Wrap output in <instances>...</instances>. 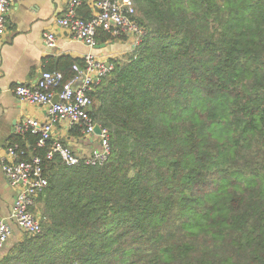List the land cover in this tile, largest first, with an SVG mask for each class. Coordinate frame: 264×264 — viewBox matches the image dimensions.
Wrapping results in <instances>:
<instances>
[{
  "label": "trees",
  "instance_id": "obj_1",
  "mask_svg": "<svg viewBox=\"0 0 264 264\" xmlns=\"http://www.w3.org/2000/svg\"><path fill=\"white\" fill-rule=\"evenodd\" d=\"M133 1L144 39L89 94L107 161L67 166L16 136L48 186L41 232L0 264H264V0ZM62 64L46 71L65 83L85 67Z\"/></svg>",
  "mask_w": 264,
  "mask_h": 264
},
{
  "label": "built area",
  "instance_id": "obj_2",
  "mask_svg": "<svg viewBox=\"0 0 264 264\" xmlns=\"http://www.w3.org/2000/svg\"><path fill=\"white\" fill-rule=\"evenodd\" d=\"M15 1L0 0V34L6 29L7 16ZM80 5V0H72L67 12L56 21V25L91 50L99 46L97 36L100 30L114 37L126 36L131 40L132 51L142 43L146 31L135 20L136 8L133 0H96V13L90 19L77 17L76 12ZM57 40L55 32H45L44 43L48 48H56ZM84 61L85 67L75 65L73 70L76 74L66 83L61 72L44 71L35 86L21 85L14 89L20 101L42 106L46 110L45 120H29L18 127L19 134L31 133L39 136V147H45L51 141L54 128L60 124L71 130L79 129L87 137L99 138L100 146L83 158L76 156L61 141L53 142L48 159L52 160L59 154L67 166H77L82 160L89 166L102 165L111 151L108 130L101 128V135L95 132L100 125L90 115L92 100L89 94L114 70L115 64L93 53L86 55ZM9 156V159L2 161L3 173L10 186L17 188L19 192L12 212L0 222V251L8 243L14 227L30 235L41 232L40 221L32 208L48 186L40 158H32L30 162L20 161L15 148L9 150Z\"/></svg>",
  "mask_w": 264,
  "mask_h": 264
},
{
  "label": "crops",
  "instance_id": "obj_3",
  "mask_svg": "<svg viewBox=\"0 0 264 264\" xmlns=\"http://www.w3.org/2000/svg\"><path fill=\"white\" fill-rule=\"evenodd\" d=\"M72 0H16L7 16L6 29L0 34V222L12 212L19 190L8 183L2 169V161L9 159L12 141L18 127L29 120H45L46 110L19 100L14 89L17 86H35L41 74L48 70H64L65 58L85 62L84 58L93 53L104 60L123 59L132 52L131 40H114L99 44L91 50L83 42L57 27L56 21L62 18ZM77 17L92 18L96 13V0H80ZM57 35V47L48 48L44 43L45 32ZM78 130H71L64 124L54 128L50 142L61 141L76 156H89L100 146L98 137L76 136ZM37 209L38 206L36 205ZM39 215V213H37ZM22 231L17 227L5 248L0 251L2 259L7 249L18 242Z\"/></svg>",
  "mask_w": 264,
  "mask_h": 264
},
{
  "label": "water",
  "instance_id": "obj_4",
  "mask_svg": "<svg viewBox=\"0 0 264 264\" xmlns=\"http://www.w3.org/2000/svg\"><path fill=\"white\" fill-rule=\"evenodd\" d=\"M57 101H58V98L55 99V103H57ZM95 132L97 135H101V133H102L101 127L97 126L95 129Z\"/></svg>",
  "mask_w": 264,
  "mask_h": 264
},
{
  "label": "rangeland",
  "instance_id": "obj_5",
  "mask_svg": "<svg viewBox=\"0 0 264 264\" xmlns=\"http://www.w3.org/2000/svg\"><path fill=\"white\" fill-rule=\"evenodd\" d=\"M36 211H37V210H36ZM35 214L38 215L36 212H35ZM38 216H40V215H38Z\"/></svg>",
  "mask_w": 264,
  "mask_h": 264
}]
</instances>
